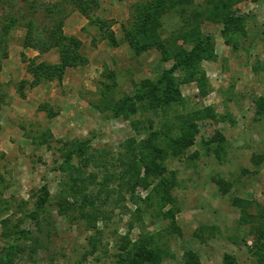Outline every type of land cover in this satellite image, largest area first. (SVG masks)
Wrapping results in <instances>:
<instances>
[{"label": "rangeland", "instance_id": "rangeland-1", "mask_svg": "<svg viewBox=\"0 0 264 264\" xmlns=\"http://www.w3.org/2000/svg\"><path fill=\"white\" fill-rule=\"evenodd\" d=\"M23 1L0 0V264H133L139 243L141 264H264V0H27L79 41L61 78V46H23Z\"/></svg>", "mask_w": 264, "mask_h": 264}, {"label": "trees", "instance_id": "trees-1", "mask_svg": "<svg viewBox=\"0 0 264 264\" xmlns=\"http://www.w3.org/2000/svg\"><path fill=\"white\" fill-rule=\"evenodd\" d=\"M25 1V0H24ZM23 1V2H24ZM74 3L78 2L77 4L82 5L81 0H70ZM89 2V0H87ZM161 1V0H159ZM163 1V0H162ZM90 2L95 3V0H90ZM32 7V10L28 9V6ZM29 6V7H30ZM85 6V5H83ZM53 5H48L45 4L40 6V3H37L36 1H33L30 3V1H25V6L22 8L17 9V13H19L20 18L25 19L27 18L25 24H26V29H25V34H24V41H23V46L24 47H32L38 50L39 52H47L51 48L57 46V47H62L60 55H61V64L56 66V73L57 77L61 78L62 76V71L63 69L68 66V65H73L77 63V61H82L83 57L81 54L78 52V46H79V41L77 39L73 38H67L62 31V26H59L62 24V20L56 22V27L54 30H49L48 35L45 37L43 36V24L42 22L44 21L45 17H48L46 14L44 17L39 16L37 13H39V9L42 10V8H47L49 11H51V14L49 17L53 16V14H56L57 11L54 10ZM82 14L87 17L91 18L90 14L86 9L81 8ZM10 24V23H9ZM45 31V30H44ZM5 31H3L4 33ZM3 36V35H1ZM8 38L6 37V43L8 42ZM3 39L1 38V41ZM4 40V41H5ZM63 42H69L74 45V50L69 49L68 45ZM36 74V73H35ZM40 74V73H39ZM36 76V75H35ZM140 150H141V158L145 157L147 159V168H149L152 172L154 171V168H157L155 165H153L154 157H155V146H153L151 143H141L140 144ZM149 161V163H148ZM133 166V165H132ZM133 171H123L120 174H110V179H122L126 180V184H130L129 181L133 180L135 183L139 181H144L145 178L141 179L138 178V173H133ZM157 172V171H155ZM130 175H129V174ZM173 172H168V175L165 176L164 178H161L157 183L155 184L154 187V192L156 193V196L159 197V199H168L170 197V188L173 185L174 182V175H172ZM109 178L106 177V180ZM133 182V183H134ZM124 258L127 259L130 263L133 264H141L144 263L145 261L151 259L152 257V252L151 250L147 249L143 243L136 244L130 248L125 247L124 248V253H123Z\"/></svg>", "mask_w": 264, "mask_h": 264}]
</instances>
